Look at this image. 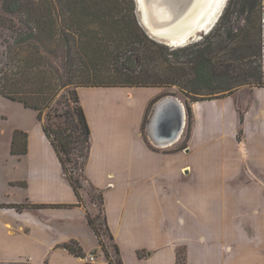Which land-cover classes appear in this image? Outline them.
<instances>
[{
    "label": "crops",
    "instance_id": "crops-1",
    "mask_svg": "<svg viewBox=\"0 0 264 264\" xmlns=\"http://www.w3.org/2000/svg\"><path fill=\"white\" fill-rule=\"evenodd\" d=\"M162 91L78 89L91 131L85 176L103 193L123 263L264 264V87L188 105L193 124L185 149L179 147L184 130L167 147L143 136L148 106ZM20 105L22 123L12 125L1 145L0 264H108L87 224V205L57 206L75 205L77 198L36 111ZM14 130L27 134L22 156L10 153ZM20 204L44 207H7ZM205 239L216 247L199 248ZM70 241L78 242L84 259L56 248ZM137 251L150 255L139 259Z\"/></svg>",
    "mask_w": 264,
    "mask_h": 264
},
{
    "label": "trees",
    "instance_id": "trees-1",
    "mask_svg": "<svg viewBox=\"0 0 264 264\" xmlns=\"http://www.w3.org/2000/svg\"><path fill=\"white\" fill-rule=\"evenodd\" d=\"M258 7L256 0H235L236 18L230 19L228 4L215 26L223 25V28H217L213 36L170 48L143 33L137 25L133 0H14L8 3L9 12L19 16L21 28L13 23L6 25L0 17V26L14 34L11 43L6 45V64L0 67V97L36 111L37 120L77 198L75 205L58 207L80 206L81 190H85L82 178L87 182L88 196L97 206L98 214L86 213V221L108 264L124 263L116 242L114 261L101 242V231L114 239L104 213L103 193L85 176L91 131L78 89L177 86L193 102H199L221 99L242 85L264 87L258 58L262 33ZM51 59H58L62 67L55 66ZM135 70L138 74H134ZM197 96L207 99L197 100ZM54 102L61 105V113L55 116L62 121L51 128L42 122V115ZM187 116L190 122L192 113L188 106ZM26 152L27 134L14 130L10 153L22 156ZM66 163L81 173L69 171ZM7 207L22 210L44 205ZM62 248L75 257H86L76 241ZM147 255L146 251H137L139 259ZM179 259L183 262L177 251Z\"/></svg>",
    "mask_w": 264,
    "mask_h": 264
},
{
    "label": "rangeland",
    "instance_id": "rangeland-1",
    "mask_svg": "<svg viewBox=\"0 0 264 264\" xmlns=\"http://www.w3.org/2000/svg\"><path fill=\"white\" fill-rule=\"evenodd\" d=\"M12 1H14V0H0V17H3L5 19L4 23L6 25H11L13 23L18 28H21V24L19 23V16L17 15V13H15V12L11 13L8 10V3L12 2ZM166 1H167V3H169V1H170V3H173V2L176 3L177 2L176 4L179 5V9H178V6H176V8L178 9L179 12L182 11V10L180 11V9H182V7L185 6L184 4L188 2V0H169V1L165 0V2ZM181 1H183V2H181ZM238 1L241 2L243 0H238ZM256 1L259 2V7L258 8L260 10V16H261V22L260 23H261V31H262V33H261V38H260V41H261L260 43L261 44H260L258 58H259V63L261 65V71H262V74H263V77L261 79V82H262L261 86H264V0H256ZM234 3H235V0L234 1L233 0H224L223 9H222V11L220 13V16L218 17V19L214 23L213 27L208 29V30H206V31H204V32H202V33H198L193 38V40H190L186 45L202 41L203 38H205L207 36H213V34L216 32L217 28L218 29L220 27L223 28V25H221L220 27L218 26L217 28H215V26L219 22L220 17L222 15L223 11L227 8L228 4H229V10H230V14H231V16H230L231 18L230 17L229 18L230 19L236 18V16H237L236 9L233 8V4ZM134 5H135V2H134ZM166 5H168V4H166ZM134 12H135V18H136V21H137V25L141 28L143 33L149 39L153 40L152 39L153 35H151V33L154 34L155 32L157 33V32L162 31V28H163L162 24L164 23L163 21H161L162 19H157L152 24V26L151 25H149V26H143L142 25L145 29L148 28L150 30L149 31V30L146 29L148 31L147 32L146 30L143 29V27H141V25L139 23V14L136 12V6H135V11ZM179 12L176 13V14H179ZM13 36H14V34H13L12 31L0 26V67H2V68H4V65L6 64V60H5L6 45L11 43ZM153 41H155V40H153ZM159 44H161V43H159ZM239 57H241V56H239ZM241 58L243 59V61L247 60L246 57H241ZM51 62L55 66H57L58 68L62 67L61 63H60V61L58 59H54V60L51 59ZM134 74H138L137 70H135ZM252 85H254V84L239 86L235 91H237L238 89H240L242 87H245V88L246 87H250V86L251 87H255V86H252ZM162 89H163V91L161 93L162 97L160 96L159 99H155L152 102H150V104L148 106L147 113H146V115L144 117V122H143L144 124H143L142 133H143V136L145 138L147 137L146 136V134H147V125H148V120H149V118L151 116V109L153 108L154 104L157 103L159 100L163 99L166 96L176 97L177 99H179L185 105L186 110H187V106L190 105L191 103H193V101L191 100L192 97L187 95V92L185 90L180 89L177 86L162 87ZM234 92H232V94ZM197 97H199V98H197V100L207 99L206 96H197ZM60 106L61 105L55 104V102L53 104H51L50 108L43 112L42 122L44 124H47L51 128L55 127L59 123H61L62 119L57 118L55 116V114L58 115V114L61 113L62 109L60 108ZM21 108H22V106L18 102H14V101L8 100L6 98L0 97V154L5 152V150L3 149V147L1 145H3V143L8 140V137L10 138L11 132H12L11 131L12 125H16V124L22 123V119L20 118ZM33 111H35V110H33ZM192 124H193V117H192L191 121L189 122L188 116L186 114V125H185L184 132L182 134L183 135L182 136L183 137V142L179 146L181 149L182 148L185 149V147H186L185 144H186V141L190 137ZM241 137H242V129L240 128L239 133L237 134V139L239 141H241L242 140ZM240 152H242L243 154L245 153L244 147H243L242 144H240ZM66 165H67L68 170L69 171H74V173L76 175L81 173L75 166H72V165L67 164V163H66ZM81 181H82L83 187L85 186V188H84L85 190H81V198H82V203L81 204H84V205L86 204L87 207L89 208V213L87 212V214H90L92 216H96L98 214V208L95 205V203H93L90 200V197L88 196V189L86 187L87 186V182H85L84 178H82ZM100 236H101L100 238H101L102 245L108 251V256L110 257V260L114 261V247H113V245H114L115 241L109 239L108 236H105L103 234V231H101ZM198 242H200V245H198V247L199 248H204V249L212 248V245L215 246V244H216L215 241L210 240V239H205L204 241H198ZM192 243H193V247L192 248L195 249L197 247V245H196L197 241L193 240ZM64 244H67V243L58 244L56 246V248L64 249V248H62V246ZM201 245H202V247H201ZM177 251H180L181 258L184 259L185 248L178 249ZM102 253H103V251H102ZM147 253H148V255H147V257H148L150 254H149V252H147ZM103 256L105 258L104 253H103ZM91 257L94 258L93 255H91ZM147 257H145V258H147ZM183 259H182V261H183ZM93 260H90V256H89V262L93 261ZM106 261H107V259H106ZM193 261H195L194 257H193V260L191 262H193ZM178 262H180V259H179ZM107 263H108V261H107ZM10 264H15V263H10ZM188 264H190V263H188ZM191 264H195V263H191ZM204 264H209V263L205 262Z\"/></svg>",
    "mask_w": 264,
    "mask_h": 264
},
{
    "label": "bare ground",
    "instance_id": "bare-ground-1",
    "mask_svg": "<svg viewBox=\"0 0 264 264\" xmlns=\"http://www.w3.org/2000/svg\"><path fill=\"white\" fill-rule=\"evenodd\" d=\"M137 3L142 10L143 22L141 24L143 26H152L157 19H162L161 21L164 22L162 31L155 32L154 35L156 34L159 39L164 38L172 40L174 43H182L194 32L197 34L202 33L213 27L223 9L224 0H188L187 3L184 2L185 6L180 9V11L185 9L189 4L184 13H180V18H177L178 14L176 15L179 12L177 2L170 3L169 1V3H166L168 5L159 9L154 16H151L145 0H137ZM176 6H178V9Z\"/></svg>",
    "mask_w": 264,
    "mask_h": 264
},
{
    "label": "water",
    "instance_id": "water-1",
    "mask_svg": "<svg viewBox=\"0 0 264 264\" xmlns=\"http://www.w3.org/2000/svg\"><path fill=\"white\" fill-rule=\"evenodd\" d=\"M133 1L135 2L136 12L139 14L140 17L139 23L141 27H143L141 24L143 22L142 10L138 5L137 0ZM145 3L148 4L147 8L149 9L151 16H154L159 9H162V7L166 5L167 1L165 2V0H145ZM185 9L179 12L177 18H180V13H184ZM143 29L149 30L148 28L145 29L144 27ZM151 35L154 34L151 33ZM196 35L197 33L194 32L192 35H189L187 39H185L182 43H174L172 42V40L164 38L159 39L156 37V34L152 39L167 47L179 48L186 46V44L190 40H193ZM156 38L159 40H164L159 41ZM186 112L187 110L185 108V105L179 99L173 96H166L163 99L159 100L157 103H155L152 115L147 126V134L151 142L157 147H167L174 144L181 137V134L184 130L186 124Z\"/></svg>",
    "mask_w": 264,
    "mask_h": 264
},
{
    "label": "built area",
    "instance_id": "built-area-1",
    "mask_svg": "<svg viewBox=\"0 0 264 264\" xmlns=\"http://www.w3.org/2000/svg\"><path fill=\"white\" fill-rule=\"evenodd\" d=\"M94 258L90 256V260H93Z\"/></svg>",
    "mask_w": 264,
    "mask_h": 264
}]
</instances>
